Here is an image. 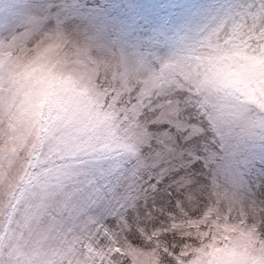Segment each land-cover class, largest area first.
<instances>
[{
	"label": "clouds",
	"instance_id": "clouds-1",
	"mask_svg": "<svg viewBox=\"0 0 264 264\" xmlns=\"http://www.w3.org/2000/svg\"><path fill=\"white\" fill-rule=\"evenodd\" d=\"M165 79L219 123L264 111V25L242 18L189 30ZM122 54L62 26L0 29V264H264V208L216 192L182 206L162 233L129 253L109 237L101 255L78 225L56 224L73 178L135 142L141 102L173 91L140 73L122 74ZM182 95L184 93H181ZM160 227V228H161Z\"/></svg>",
	"mask_w": 264,
	"mask_h": 264
},
{
	"label": "rangeland",
	"instance_id": "rangeland-1",
	"mask_svg": "<svg viewBox=\"0 0 264 264\" xmlns=\"http://www.w3.org/2000/svg\"><path fill=\"white\" fill-rule=\"evenodd\" d=\"M233 2L0 0V29L22 27L34 4L51 5L53 14L60 13L62 27L82 32L119 51L129 63L137 64L141 57L167 59L189 30L204 26ZM54 25L55 20L48 22V26ZM257 75L264 83V71L253 73V79ZM186 91L177 90L176 96L168 91L159 92L154 98L149 95L136 111L133 134L143 129L151 133L159 130L166 141L163 146L154 143L151 149L145 147L139 159L136 149L135 157H130L134 166H128L129 162L122 171L120 161L128 158L130 147L133 152L135 140L125 146L122 155L91 162L73 178L64 202L74 208L102 202L101 210L92 208L90 212L98 221L100 237L95 229L85 230L79 213L65 212L63 219L61 215L54 217L57 224L78 225L87 232L94 247L107 248L110 241L104 237L105 232L113 239L128 236L141 241L142 228L172 225L173 216L182 206L198 210L216 192L241 205L264 208V116H245L242 125L219 123L194 107ZM161 104L166 113L163 119L153 112ZM137 251L129 244L130 254Z\"/></svg>",
	"mask_w": 264,
	"mask_h": 264
},
{
	"label": "snow or ice",
	"instance_id": "snow-or-ice-1",
	"mask_svg": "<svg viewBox=\"0 0 264 264\" xmlns=\"http://www.w3.org/2000/svg\"><path fill=\"white\" fill-rule=\"evenodd\" d=\"M51 8V5H45L43 3L32 5L29 15L22 21L23 26H31L34 28L48 27V22L50 20H55L57 27L62 26L63 21L60 18V13L53 14ZM237 17L242 18L245 24H250L251 29L255 31L259 25H264V0H234L233 3L224 6V8H222L221 11H219L213 17L212 21L220 19L221 22L232 21L235 23ZM104 46L110 48L107 45ZM173 62L174 58L172 56H169L167 59H162L159 56L153 55L151 58L141 57L137 64H132L122 56L121 69L122 74L125 76H127L129 73H140L150 76L158 81H164V83L159 84L160 89H164L167 85V87L174 89L173 91L168 92H170L173 96H176L177 90L184 91L185 89L180 83L179 79H172L170 81L165 79V69L168 68ZM156 65L159 66L158 69L156 68ZM162 91L164 90H161L160 92ZM186 96H188L187 91ZM177 107H179V104H177ZM200 109L201 108L198 107V110ZM153 112L161 119L166 116L163 104L160 105L159 109H153ZM256 113L260 116H264V111H257ZM203 114L206 117L213 119V117L209 115L207 111L203 110ZM177 118H179V113H177ZM135 137L137 159H139V157L144 154L143 150L145 147L151 149L154 143H159L161 146L166 143L164 138L159 135V130H157L156 133H151L149 129H143L136 132ZM92 208L101 210L102 202L97 204L90 203L86 206L74 208L71 206L70 202L65 201L64 207L60 208L61 219H63L65 212H67L69 215L79 213V219L85 222V230L87 231L88 229H95L96 236L100 237V231L99 228H97L98 221H94V217L90 215ZM52 223L53 225L57 224L55 218H53ZM128 231H131V229H128ZM159 232L160 228H153L151 233H148V228L144 227L140 231V236L146 233L151 235ZM89 235H91V232H89ZM103 235L104 237H107L108 240L109 237H112L107 232H105ZM123 239L131 246H136L142 243L141 241L131 239L128 236H125ZM106 250L107 248L104 247L93 248V251H96L101 255ZM99 264H104L103 259L99 260Z\"/></svg>",
	"mask_w": 264,
	"mask_h": 264
},
{
	"label": "trees",
	"instance_id": "trees-1",
	"mask_svg": "<svg viewBox=\"0 0 264 264\" xmlns=\"http://www.w3.org/2000/svg\"><path fill=\"white\" fill-rule=\"evenodd\" d=\"M132 148H133V152L131 151V147H130V150H129V152H128V158L127 159H125V160H123V159H121V164H122V167H121V169L120 170H124L125 168H127L126 167V164L127 163H129V162H131V160H132V158H130L131 156H134L135 157V152H136V146L134 145V146H132ZM123 154V152H121L120 153V155H122ZM119 156V155H118ZM130 158V159H129ZM129 159V160H128ZM118 163H119V159H118ZM128 166H134V163L133 162H131ZM133 170H134V168H133Z\"/></svg>",
	"mask_w": 264,
	"mask_h": 264
}]
</instances>
